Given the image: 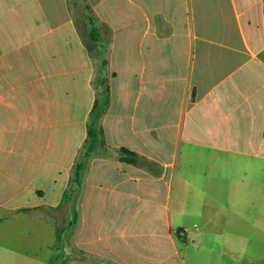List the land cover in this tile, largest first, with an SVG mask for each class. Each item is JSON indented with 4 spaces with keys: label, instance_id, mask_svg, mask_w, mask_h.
Segmentation results:
<instances>
[{
    "label": "crops",
    "instance_id": "1",
    "mask_svg": "<svg viewBox=\"0 0 264 264\" xmlns=\"http://www.w3.org/2000/svg\"><path fill=\"white\" fill-rule=\"evenodd\" d=\"M72 5L0 0V176L19 187L7 169L19 143L28 172L65 173L69 186L105 60V146L78 197L63 201L65 186L47 200L35 186L36 202L25 197L18 212L39 211L56 232L55 213L68 205L44 244L66 229L67 264H173L181 244L218 235L206 198L264 196V0H85L90 42ZM49 80L55 122L46 124L27 103L44 102ZM40 114L46 144L36 158L21 123ZM122 148L138 161L122 160Z\"/></svg>",
    "mask_w": 264,
    "mask_h": 264
},
{
    "label": "rangeland",
    "instance_id": "2",
    "mask_svg": "<svg viewBox=\"0 0 264 264\" xmlns=\"http://www.w3.org/2000/svg\"><path fill=\"white\" fill-rule=\"evenodd\" d=\"M71 2L74 4V23L79 38L81 36V39L90 42L88 31L91 26L83 19L85 0ZM47 82L48 84L44 85V102L39 103L34 97L27 103L28 109H34L33 113H47L46 124L52 120L55 122V115L53 118L50 114L55 113V96L52 94L55 87L49 84L50 80ZM30 90L34 94V89ZM38 116L40 122L28 117L25 122L23 116L21 123L23 129L28 126L27 133L22 132L28 136L27 151L29 154L34 152L36 158L42 156L46 144V140L38 136L37 126L44 123L43 115H36V118ZM40 134L50 136L52 132L43 130ZM52 143L55 145V141ZM13 146L11 159L15 160V163L7 169L13 175H18L19 187L0 176V264H67L66 229L63 230L62 240L57 241L55 246L46 247L44 244L51 231L53 235L50 236L55 239V233L58 234L66 224L68 205L63 204L59 208L60 211L55 213L56 232L40 221L43 216L39 211L18 212L21 202L26 201L25 197H28L30 205L36 202L37 195H32L35 186L47 192V200H51V192L59 191L65 186L67 189L68 180L65 173L55 174L54 179L43 173L31 174L24 165L25 159L20 156L19 143ZM262 175L264 176L263 172ZM25 185L29 189L27 195H24ZM262 187L264 190L263 182ZM262 197L259 203L251 197L227 198L224 193L217 198H206L209 203L207 209L218 208L214 226L218 235L205 239L200 244H181V255L173 264H264V196ZM227 202L229 206L226 205Z\"/></svg>",
    "mask_w": 264,
    "mask_h": 264
},
{
    "label": "trees",
    "instance_id": "3",
    "mask_svg": "<svg viewBox=\"0 0 264 264\" xmlns=\"http://www.w3.org/2000/svg\"><path fill=\"white\" fill-rule=\"evenodd\" d=\"M105 64V60H102L93 79L96 96L87 120L86 138L81 145L80 151L73 165V174L71 176L70 184L63 193L62 200L65 202L76 200L80 191L85 169L91 156L105 146L101 118L105 114L110 102V87L108 78L105 76ZM121 152L129 155L128 157L127 155L121 154L122 160L138 161V156L134 152L126 148H122ZM72 207L73 209L75 208L74 202H72Z\"/></svg>",
    "mask_w": 264,
    "mask_h": 264
}]
</instances>
